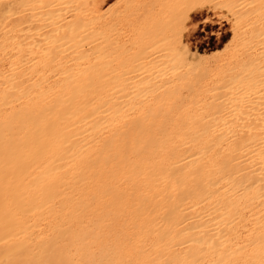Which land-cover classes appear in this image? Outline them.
Masks as SVG:
<instances>
[{
	"label": "bare ground",
	"instance_id": "6f19581e",
	"mask_svg": "<svg viewBox=\"0 0 264 264\" xmlns=\"http://www.w3.org/2000/svg\"><path fill=\"white\" fill-rule=\"evenodd\" d=\"M217 7L203 78L188 28L186 72L112 74L97 0H0V264H264V0Z\"/></svg>",
	"mask_w": 264,
	"mask_h": 264
},
{
	"label": "rangeland",
	"instance_id": "374dc122",
	"mask_svg": "<svg viewBox=\"0 0 264 264\" xmlns=\"http://www.w3.org/2000/svg\"><path fill=\"white\" fill-rule=\"evenodd\" d=\"M190 1L97 0L100 21L107 29L108 66L112 74L120 70L138 74L154 65H160L162 70H157L162 72H186L187 65L178 61L167 43L173 31L178 32L184 27L188 31L183 35L184 45L180 48L190 60L200 59L201 54L210 53V64L205 65L204 69L196 70L203 78H210L211 74L215 76L220 69L218 66L224 65L225 56L230 49L229 47L226 51V45L233 39L232 15L226 9L217 7L224 0H204L208 2L206 9L193 13L191 19L186 21L188 23L184 24L186 26L183 22L181 26L176 19L185 14ZM142 55H146V58L138 60Z\"/></svg>",
	"mask_w": 264,
	"mask_h": 264
}]
</instances>
